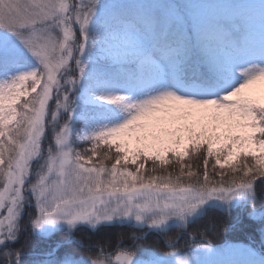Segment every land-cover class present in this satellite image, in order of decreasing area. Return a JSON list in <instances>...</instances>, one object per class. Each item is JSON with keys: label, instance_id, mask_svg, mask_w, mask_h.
<instances>
[{"label": "snow or ice", "instance_id": "snow-or-ice-1", "mask_svg": "<svg viewBox=\"0 0 264 264\" xmlns=\"http://www.w3.org/2000/svg\"><path fill=\"white\" fill-rule=\"evenodd\" d=\"M257 181L264 0H0V264H264Z\"/></svg>", "mask_w": 264, "mask_h": 264}, {"label": "trees", "instance_id": "trees-1", "mask_svg": "<svg viewBox=\"0 0 264 264\" xmlns=\"http://www.w3.org/2000/svg\"><path fill=\"white\" fill-rule=\"evenodd\" d=\"M86 145H81L80 147H85ZM201 161H194V163H200ZM211 163V162H210ZM151 162H149V166H150ZM257 189L258 191L264 190V184H261L260 181H257ZM260 203H264V196H262ZM235 215V213H234ZM209 224H208V220L207 219H203V220H199L193 224H191L188 228L189 232H199L204 230L205 228H208ZM132 231H135V229L129 227V226H116V227H112V228H105V229H101L100 232L98 233H91L89 232L88 229H83L80 233H78V235H92L95 239L98 240H103L105 237H108L111 239V245H109L110 248H115V245L117 243V237L119 234H123L125 236V243H130L129 240H127V237L130 235V233ZM181 230L180 229H176V228H172L169 230V232L167 233V236L169 237H175ZM212 232L211 230H209V235L211 236ZM63 234H56L55 238L59 239L61 238ZM149 242H158L159 243V247L163 250H167L166 249V245L164 243V239L160 236H158L155 233H150L149 234ZM187 242H191L188 240L187 236H185V239L180 240V246L182 247L185 243ZM25 242V237L22 235L21 239L19 241V243L12 245V247L15 248H19L21 247ZM233 242H241V241H233ZM37 243H39L37 241Z\"/></svg>", "mask_w": 264, "mask_h": 264}, {"label": "rangeland", "instance_id": "rangeland-1", "mask_svg": "<svg viewBox=\"0 0 264 264\" xmlns=\"http://www.w3.org/2000/svg\"><path fill=\"white\" fill-rule=\"evenodd\" d=\"M86 147V146H85Z\"/></svg>", "mask_w": 264, "mask_h": 264}]
</instances>
